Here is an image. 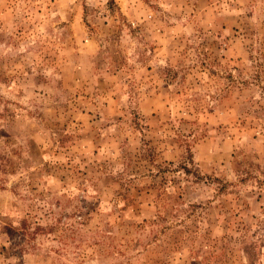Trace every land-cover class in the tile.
Masks as SVG:
<instances>
[{
    "label": "rangeland",
    "instance_id": "rangeland-1",
    "mask_svg": "<svg viewBox=\"0 0 264 264\" xmlns=\"http://www.w3.org/2000/svg\"><path fill=\"white\" fill-rule=\"evenodd\" d=\"M0 264H264V0H0Z\"/></svg>",
    "mask_w": 264,
    "mask_h": 264
}]
</instances>
